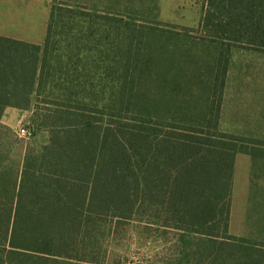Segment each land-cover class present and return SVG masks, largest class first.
<instances>
[{"label":"trees","instance_id":"obj_1","mask_svg":"<svg viewBox=\"0 0 264 264\" xmlns=\"http://www.w3.org/2000/svg\"><path fill=\"white\" fill-rule=\"evenodd\" d=\"M206 2L190 27L158 0L148 19L53 1L42 46L0 36V118L32 109L33 135L12 161L0 123V264H107L133 223L163 237L154 264H264V208L257 234L230 230L235 159L264 144L219 125L232 49L264 51V0Z\"/></svg>","mask_w":264,"mask_h":264},{"label":"rangeland","instance_id":"obj_2","mask_svg":"<svg viewBox=\"0 0 264 264\" xmlns=\"http://www.w3.org/2000/svg\"><path fill=\"white\" fill-rule=\"evenodd\" d=\"M25 19L27 22L14 27L15 23L2 24L8 31H25L31 43L43 45L53 1L82 5L105 10L108 0H29ZM130 9L142 7V16L152 18L149 0H122ZM23 9V5L21 6ZM158 19L165 23L197 27L201 24L207 9L206 0H158ZM138 14H140L138 12ZM205 56H208L206 54ZM198 60H200L198 58ZM32 109L7 107L0 123L7 126L12 135L11 160L22 157L26 145L33 135L21 137L17 131L21 127H32ZM220 128L224 131L254 139L264 144V51L234 48L223 93ZM262 155V153H258ZM264 154V153H263ZM232 233L236 235L257 234L261 226L264 208V155L259 156L254 167L248 155L238 154L235 159L232 184ZM250 201V202H249ZM250 222L247 225L246 210ZM110 245L107 264H154L162 260L164 239L155 232H149L144 225L131 224L119 229ZM159 235V236H158ZM120 257L122 258L120 261ZM121 262V263H120Z\"/></svg>","mask_w":264,"mask_h":264},{"label":"crops","instance_id":"obj_3","mask_svg":"<svg viewBox=\"0 0 264 264\" xmlns=\"http://www.w3.org/2000/svg\"><path fill=\"white\" fill-rule=\"evenodd\" d=\"M27 3L31 4L29 0H0V36L14 38L23 41L29 38V35H27L25 31L22 30L8 31L5 29V26L2 25L5 23L12 22L15 23L14 27H16L19 24L27 22L24 13ZM22 5H23V9L21 7ZM232 212H233V205L231 206V214ZM231 229H232V218H230V230Z\"/></svg>","mask_w":264,"mask_h":264},{"label":"built area","instance_id":"obj_4","mask_svg":"<svg viewBox=\"0 0 264 264\" xmlns=\"http://www.w3.org/2000/svg\"><path fill=\"white\" fill-rule=\"evenodd\" d=\"M17 134L21 137H28L30 136V130L26 127H21L18 129Z\"/></svg>","mask_w":264,"mask_h":264}]
</instances>
